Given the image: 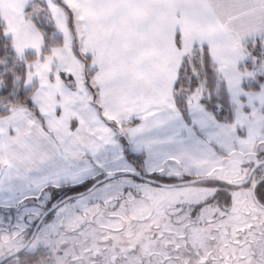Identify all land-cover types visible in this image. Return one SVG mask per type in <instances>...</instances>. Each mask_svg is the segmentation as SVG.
I'll return each instance as SVG.
<instances>
[{
	"label": "snow or ice",
	"instance_id": "6c2138e0",
	"mask_svg": "<svg viewBox=\"0 0 264 264\" xmlns=\"http://www.w3.org/2000/svg\"><path fill=\"white\" fill-rule=\"evenodd\" d=\"M0 264H264V0H0Z\"/></svg>",
	"mask_w": 264,
	"mask_h": 264
}]
</instances>
